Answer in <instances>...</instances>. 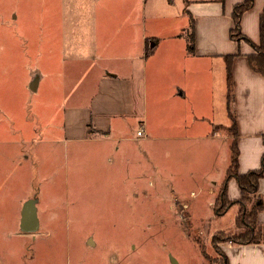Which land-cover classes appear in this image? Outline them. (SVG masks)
I'll list each match as a JSON object with an SVG mask.
<instances>
[{"label": "crops", "instance_id": "0c3cea01", "mask_svg": "<svg viewBox=\"0 0 264 264\" xmlns=\"http://www.w3.org/2000/svg\"><path fill=\"white\" fill-rule=\"evenodd\" d=\"M243 1L181 0L182 28H189L186 22L189 21V16L185 14L190 15L192 19L193 52H187L186 38L177 35L174 30L175 22L172 25L174 29L165 36L157 37L155 31L147 34L142 25L139 28L140 18L137 14L132 20L136 39L129 50L123 49L124 56L118 40L111 38L106 41L104 33L108 26L105 20H99L97 29L93 34L90 33L88 38L84 32L85 37L82 35L80 42L76 40V43L80 44L70 48L68 58L62 56L65 43L60 40L61 37L64 38L63 33L70 30L68 26L71 23L70 16L67 15L71 10L67 6L61 5L59 12L53 9L52 17L46 22L49 23L50 30H55L51 33L54 38L60 35V40L52 42V46L48 47L44 45L46 42H43L42 29H45L47 24L35 26L34 29L39 30L42 39L39 48L44 51V55L41 57L34 49L33 52L38 54L41 60L71 61L73 64L70 69L82 66L78 69L85 70L86 76L94 72L95 79L91 90L87 80L82 83L71 101H66L69 97L65 90L58 91L60 78L58 81L52 80V86L46 90L43 85L40 87L38 84L33 93L36 97L32 101L34 111L31 114L29 108L32 106L27 101L30 91L26 94L30 78L22 87L0 86V252L20 253L22 246L28 243L29 233L21 231L19 225L22 208L30 199L34 201L38 220L36 231L41 237L48 238L60 233L62 222L73 218V214L79 216L85 213L87 210L83 205H92L87 201L90 196L96 193H104V198L114 196V189L117 186L122 187L120 183L123 171L128 176L135 172L133 176L138 187L140 181H147L145 166H148V158H151L148 141L162 139L161 133L165 129L178 132L185 127L182 102L185 99V89L178 77L164 79L159 76L158 66L164 64L161 61L151 68L149 91L146 89L145 62L147 56H154L163 38L167 41L163 48L166 51L164 62L174 55L180 62L189 57H215L224 62L225 55H234L231 71L233 109L237 124V170L239 173H245L260 166V158L264 152V76L254 72L248 65L246 56L253 52L250 43L229 37V30L233 26V7ZM263 7L264 0H253L252 6L245 10L240 18L242 34L254 44L259 42V16ZM174 18L168 14H159L152 17L153 22L154 19L157 20L152 25L166 24L168 20L171 23ZM111 19L109 25L115 30L114 16ZM50 22L53 23L50 25ZM5 25L7 24L4 23L3 26ZM21 25L17 43L21 40L23 43L26 36V26ZM119 26L120 24L118 28ZM151 38H156L157 41L152 43V49L146 55L147 41ZM35 51L38 50L35 48ZM93 61L96 63L90 64ZM106 61L114 63L109 66ZM83 62H87L84 68ZM60 67L61 63L58 68ZM59 71L61 73V70ZM93 77L92 75V79ZM41 89L42 95L38 94ZM146 104L154 111L156 125L151 126L147 117L142 115ZM165 104L167 112L161 110L163 106L166 107ZM54 109L59 112L56 113ZM141 116L144 118L142 121ZM200 123L198 118L192 120L194 126ZM140 125L144 127V135L137 137L136 131ZM209 134L198 136L213 141V146L217 148H221L222 142L230 138L226 134ZM182 137L178 133L173 136L174 139ZM61 142L70 145L67 152L65 151V156L64 152L60 154ZM139 144L146 147V154H142V159L136 154L140 148ZM226 170L224 173L218 171L214 176L216 181H212L214 186L211 194L214 189L219 190ZM84 173L89 175L84 176ZM95 174L102 178L100 188L110 191L111 194L108 191L100 192L101 189L99 192H91V189L95 188ZM43 182L46 184L42 192ZM48 185H51L50 189ZM86 188H89V195ZM257 193L264 198V176L259 179ZM227 194L229 199L240 197L239 188L233 178L227 182ZM215 196L216 194L214 198ZM235 216L236 214L234 218ZM257 221L264 225V210L258 213ZM34 233L30 236V243L35 244L37 235ZM247 248H250L252 259L248 258ZM223 250L230 264H264V244L228 243L223 245ZM234 250L243 252L240 256Z\"/></svg>", "mask_w": 264, "mask_h": 264}, {"label": "rangeland", "instance_id": "374dc122", "mask_svg": "<svg viewBox=\"0 0 264 264\" xmlns=\"http://www.w3.org/2000/svg\"><path fill=\"white\" fill-rule=\"evenodd\" d=\"M61 5L70 8L67 15L70 16L71 23L68 26L70 30L62 32L64 38L61 37L60 40V35H57L58 38L51 35L55 30H50L49 23L46 22L52 17V10L58 11ZM62 14L66 15L65 12ZM135 14L140 18L139 28L142 25L147 34L155 31V36H165L175 26L176 29H173L177 35L186 38V50L190 52L188 44L191 41L189 28L192 19L185 14L189 16V21L186 20L189 30L183 29L181 0H0V21L7 24L3 26L4 23H0V86L22 87L30 78L26 94L30 91L27 101L32 106L37 85H43L46 90L52 86V80L58 81L60 78L58 91L65 90L69 97L66 101H71L86 80L89 89L93 88L94 72L86 76L85 70L78 69L82 66L70 69L73 64L71 61L41 60L40 56L44 55V51L39 48L42 39L39 30L34 29L35 26L46 23V28L42 29L43 42H46L44 45L50 47L57 40L64 42L62 56L68 58L70 48L80 44L76 40L80 42L82 35L85 37L84 32L89 37L97 29L99 20H105L108 26L103 32L106 41L111 38L118 40L123 54V49L129 50L136 39L132 26ZM159 14L175 18L171 23L168 20L166 24L153 26L152 23L157 20L154 19L153 22L152 17ZM113 16L115 30L109 25ZM51 23L53 22L50 25ZM21 24L26 26V36L23 43L22 40L17 43ZM156 41V38L149 39L148 48ZM166 44L167 41L163 38L154 56H147L144 67L146 89L149 91L151 68L161 61L164 64L158 66L159 76L164 79L178 77L185 89V99L182 101L185 127L178 132L165 129L161 133L162 139L148 141L151 158H148V166H145L147 181H140L138 187L133 176L135 172L128 176L123 171L120 183L122 187L114 189V196L104 198V193L99 194L101 196L96 193L87 197L92 205L84 204L83 207L87 210L85 213L79 216L75 213L73 218L62 222L60 233L47 238L35 231V244L30 243L32 233H29L28 243L22 246L20 253L0 252V264H171V259L176 264H202L203 252L211 257L212 264H222L220 253L212 243L213 235L241 231L234 225V214L238 212L239 206L232 205L225 213L216 214L213 202L217 191L214 189V193L210 192L214 186L212 181H216L214 176L218 171L224 173L230 164V145L236 139L232 87L227 88L222 59L189 57L180 62L174 55L164 62L166 51L163 48ZM88 53H91L90 49ZM60 63L61 67L58 68ZM95 63L90 62L93 65ZM107 63L112 66L114 62L106 61ZM83 64L84 68L87 62ZM42 91L43 89L38 94L42 95ZM161 110L167 112V105ZM32 111L33 106L29 108V114ZM54 111L59 112L57 109ZM142 115L147 117L151 126L156 125L157 120L149 104H146ZM194 118H198L201 123L194 126ZM143 119L141 116L140 120ZM177 133L183 137L174 139L173 136ZM206 133L226 134L230 138L222 142L221 148H217L213 146V141L198 136ZM59 147L60 154L64 152L65 156L70 145L61 142ZM145 149L144 145L138 148L136 154L139 158L142 159V154H146ZM95 176V188L91 192H99L101 189L102 178H98V174ZM45 184L43 182L42 192ZM86 190L89 195V188ZM228 243L229 241L221 242L218 246L223 250V245ZM246 250L248 258L252 259L250 248ZM234 251L240 256L243 252Z\"/></svg>", "mask_w": 264, "mask_h": 264}, {"label": "trees", "instance_id": "16d2710c", "mask_svg": "<svg viewBox=\"0 0 264 264\" xmlns=\"http://www.w3.org/2000/svg\"><path fill=\"white\" fill-rule=\"evenodd\" d=\"M253 4V0H244L234 5L232 10L233 26L229 30V37L233 40H245L250 43L253 52L248 54L247 62L249 67L256 73L264 76V7L259 16V42L254 44L242 34L240 29V18L242 13L249 9ZM190 42L188 49L193 52L194 34L192 30V22L190 24ZM193 42V43H192ZM152 48H146L145 54L148 55ZM234 55L228 54L223 57L225 62V70L227 77V88L233 86L231 64ZM236 120L233 121L234 136H236ZM264 143V134L262 136ZM230 164L226 170L225 178L220 185L219 190L214 198V211L216 214H223L232 205L239 206V210L234 218V225L241 231L233 234H214L212 243L215 249L220 253L222 264H228V257L218 246L219 243L229 241L231 245L244 244H264V225L258 223V213L264 210V198L258 195V182L264 176V152L260 158V166L257 169L249 170L245 173H239L238 165V148L236 139L230 145ZM233 178L239 188L240 197L237 199H229L227 194V182ZM252 196V197H251ZM220 237V238H219ZM203 252V251H202ZM202 264H212L213 260L205 252L202 253Z\"/></svg>", "mask_w": 264, "mask_h": 264}, {"label": "water", "instance_id": "95a60500", "mask_svg": "<svg viewBox=\"0 0 264 264\" xmlns=\"http://www.w3.org/2000/svg\"><path fill=\"white\" fill-rule=\"evenodd\" d=\"M20 229L23 232L33 233L37 230L38 220L35 212L33 199L28 200L21 211ZM171 264H176L174 259H171Z\"/></svg>", "mask_w": 264, "mask_h": 264}, {"label": "built area", "instance_id": "2783aa9c", "mask_svg": "<svg viewBox=\"0 0 264 264\" xmlns=\"http://www.w3.org/2000/svg\"><path fill=\"white\" fill-rule=\"evenodd\" d=\"M136 135L137 137H141L144 135V127L143 126H139L138 130L136 131Z\"/></svg>", "mask_w": 264, "mask_h": 264}]
</instances>
